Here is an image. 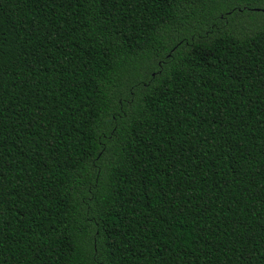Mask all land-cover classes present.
<instances>
[{"label":"trees","instance_id":"16d2710c","mask_svg":"<svg viewBox=\"0 0 264 264\" xmlns=\"http://www.w3.org/2000/svg\"><path fill=\"white\" fill-rule=\"evenodd\" d=\"M0 264H264V0H0Z\"/></svg>","mask_w":264,"mask_h":264}]
</instances>
